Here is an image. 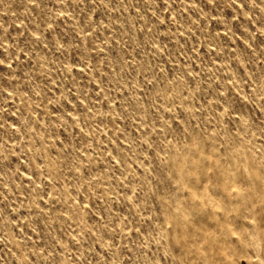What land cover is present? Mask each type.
<instances>
[{
  "label": "rangeland",
  "instance_id": "rangeland-1",
  "mask_svg": "<svg viewBox=\"0 0 264 264\" xmlns=\"http://www.w3.org/2000/svg\"><path fill=\"white\" fill-rule=\"evenodd\" d=\"M262 216L264 0H0V264H264Z\"/></svg>",
  "mask_w": 264,
  "mask_h": 264
},
{
  "label": "snow or ice",
  "instance_id": "snow-or-ice-1",
  "mask_svg": "<svg viewBox=\"0 0 264 264\" xmlns=\"http://www.w3.org/2000/svg\"><path fill=\"white\" fill-rule=\"evenodd\" d=\"M197 199H198V197H197ZM262 221H264V216H262Z\"/></svg>",
  "mask_w": 264,
  "mask_h": 264
}]
</instances>
